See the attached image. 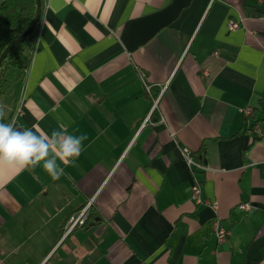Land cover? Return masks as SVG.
I'll return each mask as SVG.
<instances>
[{"label":"crops","instance_id":"1","mask_svg":"<svg viewBox=\"0 0 264 264\" xmlns=\"http://www.w3.org/2000/svg\"><path fill=\"white\" fill-rule=\"evenodd\" d=\"M11 96L4 122L44 135L63 173L0 164V264H264V136L248 132L264 130V0H43ZM54 131L87 135L73 164Z\"/></svg>","mask_w":264,"mask_h":264},{"label":"trees","instance_id":"2","mask_svg":"<svg viewBox=\"0 0 264 264\" xmlns=\"http://www.w3.org/2000/svg\"><path fill=\"white\" fill-rule=\"evenodd\" d=\"M35 14V0L0 1V57L6 48L31 26ZM36 42L37 29L29 38L16 46L2 64L0 69V105L4 109L14 102L11 96L12 91L24 83L32 63ZM0 123L5 122L0 119Z\"/></svg>","mask_w":264,"mask_h":264},{"label":"clouds","instance_id":"3","mask_svg":"<svg viewBox=\"0 0 264 264\" xmlns=\"http://www.w3.org/2000/svg\"><path fill=\"white\" fill-rule=\"evenodd\" d=\"M4 107L0 105V119L5 116ZM58 148V157L66 165L73 164V158L81 152L82 141L87 135L73 137L62 136L61 133L53 132ZM51 145L44 135L37 136L30 129L20 132L15 130L12 123H0V164L8 166H36L43 161V168L53 179H58L63 173L55 159L48 158Z\"/></svg>","mask_w":264,"mask_h":264},{"label":"built area","instance_id":"4","mask_svg":"<svg viewBox=\"0 0 264 264\" xmlns=\"http://www.w3.org/2000/svg\"><path fill=\"white\" fill-rule=\"evenodd\" d=\"M227 27L230 31H235V30H238L240 28V25L238 22L231 20L228 23ZM214 55H217V53H215ZM142 80H143L145 86L147 87V89L150 91V87H148L143 75H142ZM156 110H157V105L155 103L154 106L149 111L146 118L144 119L143 124H142L143 127L145 125H147L152 120L153 114L156 112ZM19 111H21V109H19ZM241 111L244 114L246 121L248 123L250 117L253 114V109L251 107H247L245 109H242ZM248 132L252 135L259 137V138L264 136V130L259 123H256L253 126H249ZM182 154H183V157L186 160L187 165H188L190 170L195 171V170H204L205 169L203 164L195 159V157L192 155V153L189 149L184 148L182 151ZM191 193H192V199L196 203L200 204V203L205 202L202 198L201 183L197 179L194 180V184L191 188ZM91 204L92 203H89V205L85 209H83L79 213L73 214L68 219V221L66 222L65 227H64L65 235H68L69 233H71L76 228L83 227L88 223V221L90 220V217L92 216ZM207 204L214 210L217 208L216 202L207 201ZM238 208L241 211L250 212L253 209V205L250 202H244V203H241L238 206ZM212 228H213V232L215 234V237L217 239V242L219 244L225 243L227 241V239L231 236V231H229L225 226H223V224L221 223V220L219 218H215L213 220Z\"/></svg>","mask_w":264,"mask_h":264},{"label":"water","instance_id":"5","mask_svg":"<svg viewBox=\"0 0 264 264\" xmlns=\"http://www.w3.org/2000/svg\"><path fill=\"white\" fill-rule=\"evenodd\" d=\"M36 1V14L33 23L31 26L22 33L16 40H14L3 52V54L0 57V69L2 67V64L4 60L6 59L7 55L20 43L24 42L27 38H29L37 29L42 16V0H35Z\"/></svg>","mask_w":264,"mask_h":264},{"label":"rangeland","instance_id":"6","mask_svg":"<svg viewBox=\"0 0 264 264\" xmlns=\"http://www.w3.org/2000/svg\"><path fill=\"white\" fill-rule=\"evenodd\" d=\"M1 1V0H0Z\"/></svg>","mask_w":264,"mask_h":264}]
</instances>
